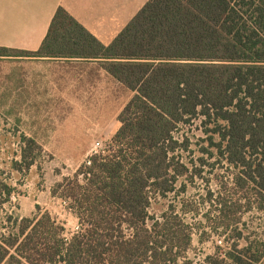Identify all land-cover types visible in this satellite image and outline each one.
<instances>
[{
    "label": "trees",
    "instance_id": "obj_1",
    "mask_svg": "<svg viewBox=\"0 0 264 264\" xmlns=\"http://www.w3.org/2000/svg\"><path fill=\"white\" fill-rule=\"evenodd\" d=\"M16 55L98 61L133 96L107 151L52 187L78 231L64 237L48 213L14 221V232L0 237V264H194L188 225L172 207L160 217L149 208L152 196L165 198L179 178L192 179L175 155L188 141L173 134L196 118L210 154L237 170L233 185L251 191L263 210L264 0H146L108 46L58 8L38 51L0 47V58ZM21 142L19 163L28 170L39 149ZM247 199L208 202L230 220L243 205L251 210ZM231 232L236 243L200 264H264L261 244Z\"/></svg>",
    "mask_w": 264,
    "mask_h": 264
},
{
    "label": "rangeland",
    "instance_id": "obj_2",
    "mask_svg": "<svg viewBox=\"0 0 264 264\" xmlns=\"http://www.w3.org/2000/svg\"><path fill=\"white\" fill-rule=\"evenodd\" d=\"M4 69L0 65V237L14 232L12 222L48 213L65 229L64 237L70 238L78 231V222L62 201L52 196V187L63 177L72 176L92 155L107 151L120 126L117 116L123 100L94 106L17 105L22 100L8 97L17 92L8 89L13 83L7 81ZM200 121L196 118L180 125L173 134L176 141H188L187 150L179 147L175 155L188 162L192 179L179 178L175 191L165 198L152 196L149 208L150 215L160 217L172 207L188 225L192 236L186 257L194 264H200L206 255L222 256L236 241L231 232L234 229L264 249V206L259 210L251 191L233 185L237 170L211 155L214 152L205 142ZM22 137L34 140L39 149L28 170L19 163ZM209 196L212 201L233 204H244L246 197L251 210L245 212L247 204L243 205L241 212L225 220L218 213V204L208 202Z\"/></svg>",
    "mask_w": 264,
    "mask_h": 264
},
{
    "label": "crops",
    "instance_id": "obj_3",
    "mask_svg": "<svg viewBox=\"0 0 264 264\" xmlns=\"http://www.w3.org/2000/svg\"><path fill=\"white\" fill-rule=\"evenodd\" d=\"M145 3L146 0H0V47L38 51L58 8L108 46ZM0 65L5 68L7 81L13 83L8 89L17 92L8 97L22 100L17 105L94 106L115 104L121 99L124 107L133 96L98 61L16 55L0 58Z\"/></svg>",
    "mask_w": 264,
    "mask_h": 264
},
{
    "label": "built area",
    "instance_id": "obj_4",
    "mask_svg": "<svg viewBox=\"0 0 264 264\" xmlns=\"http://www.w3.org/2000/svg\"><path fill=\"white\" fill-rule=\"evenodd\" d=\"M96 146H98V144H97ZM87 163H88V162H87Z\"/></svg>",
    "mask_w": 264,
    "mask_h": 264
}]
</instances>
